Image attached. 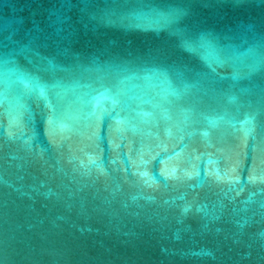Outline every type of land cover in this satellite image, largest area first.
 I'll return each instance as SVG.
<instances>
[{"label":"water","instance_id":"water-1","mask_svg":"<svg viewBox=\"0 0 264 264\" xmlns=\"http://www.w3.org/2000/svg\"><path fill=\"white\" fill-rule=\"evenodd\" d=\"M0 264H264V0H0Z\"/></svg>","mask_w":264,"mask_h":264}]
</instances>
